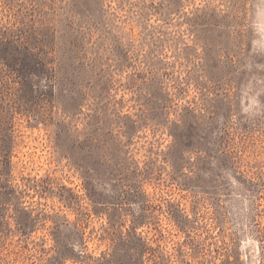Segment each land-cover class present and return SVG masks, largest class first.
Returning <instances> with one entry per match:
<instances>
[{
    "label": "rangeland",
    "instance_id": "obj_1",
    "mask_svg": "<svg viewBox=\"0 0 264 264\" xmlns=\"http://www.w3.org/2000/svg\"><path fill=\"white\" fill-rule=\"evenodd\" d=\"M0 264H264V0H0Z\"/></svg>",
    "mask_w": 264,
    "mask_h": 264
}]
</instances>
